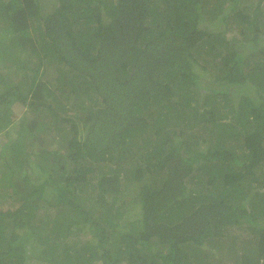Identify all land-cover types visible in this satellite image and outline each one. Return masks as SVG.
Masks as SVG:
<instances>
[{"label":"trees","instance_id":"1","mask_svg":"<svg viewBox=\"0 0 264 264\" xmlns=\"http://www.w3.org/2000/svg\"><path fill=\"white\" fill-rule=\"evenodd\" d=\"M263 5L0 0L12 62L30 63L18 80L0 66V264H27L29 250L49 264H212L207 245L264 264ZM57 126L51 142L40 134ZM35 167L47 176L25 192L15 179Z\"/></svg>","mask_w":264,"mask_h":264},{"label":"rangeland","instance_id":"2","mask_svg":"<svg viewBox=\"0 0 264 264\" xmlns=\"http://www.w3.org/2000/svg\"><path fill=\"white\" fill-rule=\"evenodd\" d=\"M244 1L251 3V2H254V1H257V0H244ZM40 4L42 6V11L45 12V11H48L49 9L53 8L54 0H40ZM205 17H204V19L201 22V26L202 27H208V28L214 27L215 24L212 22L211 17H210V19L208 18V20H207V17L206 18ZM5 24L6 23H4L3 21L0 20V54H1L0 55V66H2V72L5 73V75L10 76V77L13 76V80H14V78L18 80L19 77L15 73L18 70V66H23V65H26V64H30V63H27L26 58L18 59L17 61H15V62H18L17 64L15 62H12L13 61V55L15 53H17V51L19 50V47L15 44V41H13V39L11 38L12 35L10 34V31L7 29V27H5ZM15 46H16L17 50H15ZM6 47H7V49H6ZM3 54H4V57H3ZM28 62H31V61L29 60ZM56 66H57V64H55V63H50L48 65H45L46 68H45V73L43 75V79L47 80L52 86L53 85L55 86L56 83H57V76H58L59 72H58ZM29 72H31V70H29ZM207 73H209V72H207ZM21 77H23V74H21ZM29 77L30 76L28 75V77H26V79L23 78L22 82L19 81V83L23 84V87H22L23 90H28V88H29V84H28ZM210 77H211L210 78L211 80L215 79V77H213V76H210ZM72 105H73V103H69L70 108H71ZM12 106H13L14 110L16 111V113L18 115H20L22 113V111L25 109L24 105L21 102H15ZM76 109H78V107ZM74 112H77V111L74 110ZM78 114L79 115L81 114L78 117V119H77V121L80 123V122H82V119H83V116L85 115V113L82 110H80ZM179 122H180V119H177V120L173 121V123L171 125H175V126L180 128V126L178 125ZM61 125L62 124H60L58 126H61ZM58 126H57V130H55V128H53L52 131H49V130L48 131H44L43 130V131H41L40 134H43V135L47 136L48 140L51 142L55 138V134L58 133V129H60V127H58ZM200 126H201V122L197 121L196 125H195V132L197 130H199L200 133L204 134L205 133V128H201ZM81 127H82V125H81ZM67 128L69 129L70 125H67ZM192 130H191V128L188 127V129L186 131H192ZM50 132H51V135H50ZM69 133H70V131H68V134ZM68 137H69V135H67V137L60 136L59 139L57 138L56 141L54 140L55 141L54 147L56 148V146L59 145V148H61V150L65 149L66 146H67V138ZM49 141H47L48 144L52 145V144L49 143ZM40 149H41V146H37V148L35 147V150H37V151L40 150ZM34 156H36L37 158L41 157V156L39 157L36 154H33V156H32L33 159H34ZM44 165L46 166L45 168L50 167V166L45 164V161H44ZM109 165H108V167L105 170L108 169V171H109ZM7 169H9L7 166H4L3 164H0V171L5 172ZM38 170L41 171V167H40V169H37V167H35L34 170H32L33 171V175L31 176V178H30L31 180L30 181L26 180L25 178L20 180L19 177H17L15 179V182L19 181L21 186L23 185L22 186V190H24L25 192L32 191V189L35 186V184L40 181L41 176H47L46 172L43 173V172H39ZM36 171H38L39 173L36 172ZM57 171H58V169H57ZM200 173L202 174V172H200ZM55 174H56V176H59L58 172H55ZM3 178L4 177H0V181L1 182H5V181H3ZM96 180L97 179H93L92 178V182H94ZM193 185L194 184L189 183L188 186L189 187H193ZM138 189H139L138 186H135V184H133L130 187V192L128 193L129 195H127V197L135 198L137 196L136 192L138 191ZM6 190H7L6 188H4L3 190H0V197L2 196V198H4V199L6 198V197L3 196V195L6 194ZM2 198H0V199L3 200ZM43 200L46 201L45 198ZM89 200H90L89 196L83 195L81 197L82 205H85L88 202H90ZM44 204H47V203L44 202ZM88 205H90V204H87L86 206H88ZM132 208H136V207H132ZM61 210H63V206H61ZM65 213H67V215H69V210L67 209V211ZM70 216H72V214ZM77 216H78V213H76L74 215L75 218ZM60 218L62 219V217H60ZM81 226H83V225H81ZM51 227H52V224L49 223L48 226H47V229L43 228V230L44 231H49V233H50ZM36 228L38 229L39 225ZM82 229H83V227H82ZM82 232H83V230H82ZM82 232H80V233H82ZM240 232H241V230H240ZM87 237H85V238H87ZM96 239L97 238H93L92 242H94ZM190 249L191 248H189V250ZM203 250L206 253L209 254L207 258H208V261L212 262V264H236L234 259H231V258L229 259L226 254H216L215 255L214 251H212L211 247H209L208 245L205 246L203 248ZM26 254H27V259H26V263L27 264H49L48 261L43 260L41 257H39L37 255L38 251L36 252V251H30L29 250V252H27ZM62 261H63V258H61V263H63ZM50 264H52V263H50Z\"/></svg>","mask_w":264,"mask_h":264}]
</instances>
